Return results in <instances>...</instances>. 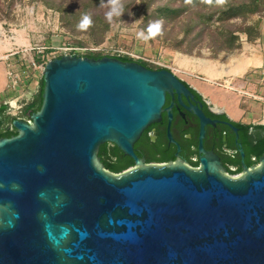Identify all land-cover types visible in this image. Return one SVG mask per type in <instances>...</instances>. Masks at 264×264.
I'll return each mask as SVG.
<instances>
[{"label":"water","instance_id":"95a60500","mask_svg":"<svg viewBox=\"0 0 264 264\" xmlns=\"http://www.w3.org/2000/svg\"><path fill=\"white\" fill-rule=\"evenodd\" d=\"M43 80L40 110L0 138V264H264V155L231 177L211 154L192 168L134 152L183 79L69 54ZM107 142L140 167L106 169Z\"/></svg>","mask_w":264,"mask_h":264},{"label":"rangeland","instance_id":"374dc122","mask_svg":"<svg viewBox=\"0 0 264 264\" xmlns=\"http://www.w3.org/2000/svg\"><path fill=\"white\" fill-rule=\"evenodd\" d=\"M59 3L61 0H54ZM82 0H64L73 9H81ZM175 2V1H173ZM121 17H114L110 22V30L101 44L95 46H77L73 41L88 39L84 30L71 31V24L63 19V14L54 2L47 0H0V80L5 71V87L0 99L15 96L17 90L8 86L5 55L10 51L19 53L14 61L19 69L24 70V85H32L37 91L42 82L44 69L48 61L58 58L62 51L52 47L70 45L77 50L69 54L84 55L87 50H100L108 55H133L134 59H142L172 70L176 75L196 87L212 103L224 107L226 113L234 120L254 117L255 111L261 116L253 118L254 123H264V101L256 100L245 93L264 94L262 66H252L264 59V13L261 14V37L249 41L246 34L239 33L240 47L234 50H216L208 36L199 39L193 52L185 51V46L177 48L174 43L181 39L183 21L162 23V33L148 41L137 38L139 31L147 34L143 26V1L136 0ZM104 6L99 11L104 17L108 11ZM258 18V16H256ZM106 19V18H105ZM232 27H244L241 20H235ZM247 23H251L250 21ZM209 31V30H208ZM218 29H212L217 35ZM219 43V42H218ZM42 51V52H40ZM38 55H42L39 57ZM131 57V56H130ZM46 62L44 67H35L32 62ZM154 61V62H153ZM233 78L231 90L220 86L223 79Z\"/></svg>","mask_w":264,"mask_h":264},{"label":"flooded vegetation","instance_id":"af4514ba","mask_svg":"<svg viewBox=\"0 0 264 264\" xmlns=\"http://www.w3.org/2000/svg\"><path fill=\"white\" fill-rule=\"evenodd\" d=\"M183 80L188 90L167 92L161 119L150 124L134 143V152L143 165L200 168L202 156L211 154L231 177H243L246 167L259 166L264 155V131L255 123L232 119L223 107ZM202 117L207 121L204 126ZM116 147L110 143L109 159L122 166V171L140 167L134 157Z\"/></svg>","mask_w":264,"mask_h":264},{"label":"trees","instance_id":"16d2710c","mask_svg":"<svg viewBox=\"0 0 264 264\" xmlns=\"http://www.w3.org/2000/svg\"><path fill=\"white\" fill-rule=\"evenodd\" d=\"M54 2L63 14V19L66 24H71V31L77 33V25L84 15H89L92 19V26L84 30L88 34V39H78L73 41L77 46H89L90 43L95 46L104 42L108 31L110 30V22L100 15L102 0H82L81 9H73L68 4H64V0L59 3L54 0H47ZM143 1V26L145 29L154 22L172 23L183 21L181 29L183 36L181 39L175 41L174 45L177 48L185 46V51L193 52L199 39L208 36L216 47V50H234L240 47L239 33L246 34L249 41H255L261 37L260 23L261 14L264 13V0H226L224 5H217L215 0L213 4L209 5L203 0H192L191 4H186L185 0H141ZM175 1V2H173ZM107 4V0H103ZM136 0H123L124 11L130 8L132 3ZM258 16V18H256ZM235 20H241L246 24L244 27H232L236 25ZM251 23H247V22ZM212 29H218V34L215 35ZM209 30V31H208ZM219 42V43H218ZM77 48V47H75ZM78 56H87L91 58H100L104 56H111L119 58L123 61H136L144 66L161 69V65L150 63L142 59H134L128 55H106L100 50H87L84 55L74 52ZM61 57V56H60ZM44 80L39 87L38 93L33 99L23 108L19 115H12L8 113L6 105H0V138L11 137L17 134V130L13 126V121L18 118L29 120L30 116L40 110L43 101ZM255 127L264 131L263 124H257ZM110 143L107 142L100 147L99 157L106 169L119 173L123 170L122 166L113 163L109 159L111 150ZM118 151V148L116 147Z\"/></svg>","mask_w":264,"mask_h":264},{"label":"built area","instance_id":"2783aa9c","mask_svg":"<svg viewBox=\"0 0 264 264\" xmlns=\"http://www.w3.org/2000/svg\"><path fill=\"white\" fill-rule=\"evenodd\" d=\"M54 50L62 51L63 54L69 55V53H72L73 51L77 50V48L72 47L70 45H64V46H59V47H52ZM42 52V51H40ZM19 52H12L10 51L5 55V59L7 60V76L9 79L8 86L11 90H17V94L13 97H9L6 101L5 104L8 107V111L12 115H19L23 108L35 97V95L38 93V91L32 86V85H24V70H21L17 67L16 62L14 61V56L18 54ZM128 56H131L133 58V55L130 53H127ZM122 55V54H118ZM41 57L42 55H38ZM154 62V61H153ZM45 61L44 62H38L39 66H37V62L33 60L32 64L35 67H44L45 66ZM262 70V81L264 82V64L261 67ZM233 78H226L223 79L222 82H219L218 84L222 87H226L231 90H236L235 87L233 86ZM244 94L250 96L253 99L264 101V94L259 95L256 93H245ZM264 125V123H263Z\"/></svg>","mask_w":264,"mask_h":264},{"label":"clouds","instance_id":"9594fccd","mask_svg":"<svg viewBox=\"0 0 264 264\" xmlns=\"http://www.w3.org/2000/svg\"><path fill=\"white\" fill-rule=\"evenodd\" d=\"M203 2L209 5L213 4V0H203ZM185 3L191 4L192 0H185ZM215 3L217 5L222 6L226 3V0H215ZM101 6L108 7L109 10L106 12L105 16L109 22H112L114 17H121V15L124 13L123 0H107L106 5L104 4L102 0ZM92 23L93 22H92L91 17L89 15H84L81 21L79 22V24L77 25V27L80 30H87L89 27L92 26ZM161 33H162V22L157 21L149 25V27L147 28V34H145L143 30L139 31L137 33V38L139 40L146 42L150 39H154Z\"/></svg>","mask_w":264,"mask_h":264},{"label":"crops","instance_id":"0c3cea01","mask_svg":"<svg viewBox=\"0 0 264 264\" xmlns=\"http://www.w3.org/2000/svg\"><path fill=\"white\" fill-rule=\"evenodd\" d=\"M264 64V59L261 60L260 62H258L257 64H252V66H262ZM6 71H7V65H6ZM2 74H3V78L0 80V95H3L4 93V87H5V83H6V80H5V71H2ZM11 96H8V97H5V98H1L0 99V105H6L5 104V101ZM7 106V105H6ZM224 108V107H223ZM225 109V108H224ZM256 113L254 114V117L252 116V114L250 115L249 118H242L241 120L242 121H247V122H252L254 123L253 121H251L253 118H256V116L260 117L261 116V113H259L258 111H255ZM9 113V111H8ZM255 124H260V123H255ZM263 124V123H262Z\"/></svg>","mask_w":264,"mask_h":264}]
</instances>
